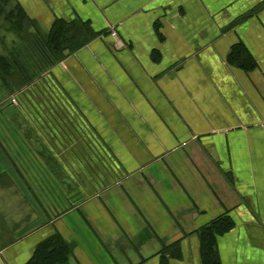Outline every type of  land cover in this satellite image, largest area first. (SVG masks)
<instances>
[{"label": "crops", "instance_id": "obj_1", "mask_svg": "<svg viewBox=\"0 0 264 264\" xmlns=\"http://www.w3.org/2000/svg\"><path fill=\"white\" fill-rule=\"evenodd\" d=\"M1 8L0 57L58 20L91 38L30 82L0 76V264H36L55 235L69 264H204L225 215L220 263L264 264V0Z\"/></svg>", "mask_w": 264, "mask_h": 264}, {"label": "trees", "instance_id": "obj_2", "mask_svg": "<svg viewBox=\"0 0 264 264\" xmlns=\"http://www.w3.org/2000/svg\"><path fill=\"white\" fill-rule=\"evenodd\" d=\"M0 18L4 9L1 8ZM5 19L9 20L15 32L20 31L18 25L30 22L24 11H8ZM84 25L80 22H67L58 20L52 30L45 35L37 34L30 38L29 43L22 48H16L11 58L0 57V76L4 83L14 72H19L24 81L30 82L43 71H46L57 62L64 59L68 54L77 50L91 38V34L83 40ZM12 84V83H11ZM233 227L229 216L225 215L216 219L201 230V254L204 264H221L217 251V237ZM41 248H49L48 256H40L36 264H69L67 257L71 250L61 235H55ZM42 253V252H41ZM44 253V252H43ZM163 253L165 251L163 250ZM46 254V255H47ZM51 257L54 258L51 259Z\"/></svg>", "mask_w": 264, "mask_h": 264}, {"label": "built area", "instance_id": "obj_3", "mask_svg": "<svg viewBox=\"0 0 264 264\" xmlns=\"http://www.w3.org/2000/svg\"><path fill=\"white\" fill-rule=\"evenodd\" d=\"M111 34L113 37L118 38L117 32L115 30H113ZM11 100L13 103H17L16 98L12 97Z\"/></svg>", "mask_w": 264, "mask_h": 264}, {"label": "rangeland", "instance_id": "obj_4", "mask_svg": "<svg viewBox=\"0 0 264 264\" xmlns=\"http://www.w3.org/2000/svg\"><path fill=\"white\" fill-rule=\"evenodd\" d=\"M6 12H8V11H6ZM1 19H4V18H1ZM3 37H4V36H3ZM6 41H7V42H10V39H8V38H7V40H6ZM0 51H1V50H0Z\"/></svg>", "mask_w": 264, "mask_h": 264}]
</instances>
